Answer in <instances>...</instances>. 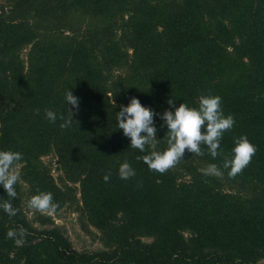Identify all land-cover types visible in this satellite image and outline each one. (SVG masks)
Instances as JSON below:
<instances>
[{
    "label": "trees",
    "instance_id": "obj_1",
    "mask_svg": "<svg viewBox=\"0 0 264 264\" xmlns=\"http://www.w3.org/2000/svg\"><path fill=\"white\" fill-rule=\"evenodd\" d=\"M68 90L79 112L61 129L45 110L67 118ZM201 95L221 97L235 120L223 155L243 135L257 147L251 163L235 179L205 176L223 155L202 146L165 174L149 170L138 157L150 150L131 148L118 127L120 106L135 97L157 113L164 151L160 116L198 108ZM9 150L23 157L10 201L20 211L0 208V264H264V0H0V151ZM51 153L57 181L42 160ZM124 162L136 173L128 180ZM39 192L74 207L103 247L79 251L50 216L29 217ZM20 227L22 246L6 238Z\"/></svg>",
    "mask_w": 264,
    "mask_h": 264
},
{
    "label": "clouds",
    "instance_id": "obj_2",
    "mask_svg": "<svg viewBox=\"0 0 264 264\" xmlns=\"http://www.w3.org/2000/svg\"><path fill=\"white\" fill-rule=\"evenodd\" d=\"M65 102L71 106L68 109L69 116L65 118L62 114L58 116L50 109L45 110V118L50 123L57 119L63 121L61 129L69 128L73 122V110L79 112L80 99L68 90L65 94ZM170 107H175V101L168 99ZM222 99L219 96L201 95L198 108L189 107L181 103L174 111L165 110L160 116L164 122L161 125L167 127V148L164 151H157V128L154 125V117L157 115L152 109L141 104L139 99L133 97L127 106H120L116 113L118 127L123 131L125 137L130 138V147L140 152L150 150L149 154L143 157L144 163L149 170L165 174L175 168L185 157V153L195 156H203L205 153L202 146L207 147L208 153L213 159L223 155L221 141L224 134L231 131L235 120L233 116H225L221 107ZM39 114V109L36 110ZM76 121V120H75ZM78 122V121H77ZM79 123V122H78ZM235 147L233 155L229 158L223 155L222 166L215 163L209 164L201 171L205 176L224 178V170L227 171L229 179H235L242 174L243 170L251 163L257 152L246 136H240L234 140ZM23 159L20 152L0 151V185L3 186L9 200L0 203V208L11 218L15 217L20 209L13 207L10 202L17 197L16 185L20 181L18 171L19 162ZM119 177L124 180L133 178L136 173L128 162L120 164ZM107 182L110 173L103 177ZM27 208L41 214L53 216L58 213L60 205L54 201L50 192H39L33 195L27 202ZM27 230L23 227L10 229L6 238L12 239L16 245L22 246L26 242Z\"/></svg>",
    "mask_w": 264,
    "mask_h": 264
},
{
    "label": "rangeland",
    "instance_id": "obj_3",
    "mask_svg": "<svg viewBox=\"0 0 264 264\" xmlns=\"http://www.w3.org/2000/svg\"><path fill=\"white\" fill-rule=\"evenodd\" d=\"M249 0H239V3L246 5ZM27 48L22 52V57H25ZM42 160L51 168V174L57 181L60 171L56 169L57 162L56 157L51 153L42 157ZM74 207L65 205L56 215L50 216L52 223L50 226H59L64 229L66 235L70 239L73 247L79 251H94L103 247L100 240L99 231L93 226L89 225L83 215L76 210ZM26 211L29 217H33L36 213L34 210L27 208ZM38 227L39 223H36Z\"/></svg>",
    "mask_w": 264,
    "mask_h": 264
}]
</instances>
